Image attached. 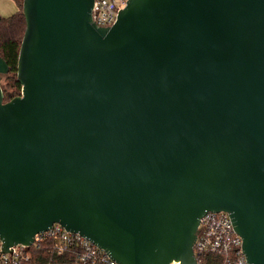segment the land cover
I'll return each mask as SVG.
<instances>
[{
	"label": "water",
	"instance_id": "95a60500",
	"mask_svg": "<svg viewBox=\"0 0 264 264\" xmlns=\"http://www.w3.org/2000/svg\"><path fill=\"white\" fill-rule=\"evenodd\" d=\"M22 4L3 251L58 223L119 264H199L200 219L226 212L264 264V0H128L110 27L94 0Z\"/></svg>",
	"mask_w": 264,
	"mask_h": 264
},
{
	"label": "built area",
	"instance_id": "2783aa9c",
	"mask_svg": "<svg viewBox=\"0 0 264 264\" xmlns=\"http://www.w3.org/2000/svg\"><path fill=\"white\" fill-rule=\"evenodd\" d=\"M127 1L94 0L93 20L99 27L112 26L117 20L118 11L126 6ZM46 240L56 242L55 249L59 256L67 254L72 258V261L61 264H119L89 239L79 233L67 231L58 223L37 234L31 246L18 244L11 248V252L3 251V241L0 237V264H32L33 250L39 249ZM242 244V237L234 232L229 213L208 212L200 219L194 244V253L199 264L200 256L209 253L222 256L224 264H248Z\"/></svg>",
	"mask_w": 264,
	"mask_h": 264
},
{
	"label": "trees",
	"instance_id": "16d2710c",
	"mask_svg": "<svg viewBox=\"0 0 264 264\" xmlns=\"http://www.w3.org/2000/svg\"><path fill=\"white\" fill-rule=\"evenodd\" d=\"M18 11L9 17L0 15V56L7 62L9 73L0 75V83L4 90V101L20 96L22 85L18 81V58L26 31L27 23L23 12L22 0H13ZM54 240H46L39 249L32 252V264L65 263L72 261L69 255L59 256ZM200 264H224V259L218 254L200 256Z\"/></svg>",
	"mask_w": 264,
	"mask_h": 264
},
{
	"label": "crops",
	"instance_id": "0c3cea01",
	"mask_svg": "<svg viewBox=\"0 0 264 264\" xmlns=\"http://www.w3.org/2000/svg\"><path fill=\"white\" fill-rule=\"evenodd\" d=\"M6 1L0 5V15L3 17H9L18 11V7L13 0V2L11 0Z\"/></svg>",
	"mask_w": 264,
	"mask_h": 264
},
{
	"label": "rangeland",
	"instance_id": "374dc122",
	"mask_svg": "<svg viewBox=\"0 0 264 264\" xmlns=\"http://www.w3.org/2000/svg\"><path fill=\"white\" fill-rule=\"evenodd\" d=\"M12 1V0H11ZM5 2H7L6 0H0V5H1V3H5ZM13 2V1H12Z\"/></svg>",
	"mask_w": 264,
	"mask_h": 264
}]
</instances>
